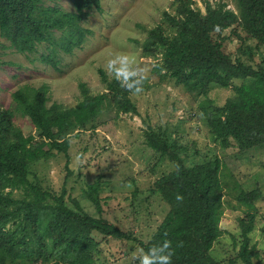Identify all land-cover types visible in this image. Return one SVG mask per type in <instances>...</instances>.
<instances>
[{"label":"trees","instance_id":"obj_1","mask_svg":"<svg viewBox=\"0 0 264 264\" xmlns=\"http://www.w3.org/2000/svg\"><path fill=\"white\" fill-rule=\"evenodd\" d=\"M71 2L74 12L43 7L41 0H0V36L19 54L33 53L42 43L70 54L90 34L79 22L87 11L100 8V0ZM201 3L204 12L195 0H172V12L164 11L162 21L147 31L144 40L134 42L143 56L154 59L155 72L190 92L206 95L215 86L233 90L222 106L210 104L204 111L211 135L223 148L235 144L248 151L264 145V60L251 66L225 51L233 38L264 47V0H235V11L221 0ZM56 31L61 35L58 40ZM54 53L41 61L58 70ZM98 73L104 91L93 95L80 83V100L72 107L47 106L46 85L24 86L12 94L14 109L30 120L36 137L25 136L14 124L13 109H0V264H95L97 236L134 242L145 250L168 239L176 251L173 264H223L212 256L223 235L221 161L187 166L179 147L155 131L146 132V146L174 163L175 169L159 177L151 189L169 210L147 242L100 216L97 184L89 186L86 194L99 214L94 217L76 201L68 206L64 189L56 194L29 180L32 163L48 160L53 152L66 155L71 132H80L103 111L113 108L116 116L137 112L130 93L103 70ZM235 80L240 83L234 85ZM177 195L182 202H177ZM261 198L258 188L238 194L237 202L245 211L238 218L239 249L228 264L259 261L250 234L255 228V202ZM180 242L183 246L176 248Z\"/></svg>","mask_w":264,"mask_h":264},{"label":"rangeland","instance_id":"obj_2","mask_svg":"<svg viewBox=\"0 0 264 264\" xmlns=\"http://www.w3.org/2000/svg\"><path fill=\"white\" fill-rule=\"evenodd\" d=\"M41 1L43 7L74 12L72 0ZM221 1L236 10L235 0ZM195 2L204 12L201 0ZM171 8L172 0H100V8L87 11L79 22L90 34L70 54L47 43L38 44L33 53L19 54L0 36V109H13L14 124L25 136L36 137L30 120L14 109L15 91L24 86L46 85L47 106L57 103L72 107L80 100V83L93 95L102 93L104 85L98 70L107 74L108 59L128 54L147 72L146 88L139 95L129 96L137 112L116 116L113 108L103 111L80 132H71L66 155L53 152L48 160L32 163L29 180L56 194L64 189L68 206L73 207L71 202L76 201L86 214L94 217L99 214L86 194L89 186L97 184L100 216L147 242L169 210L151 189L159 177L175 169L174 163L161 159L146 146V132L155 131L179 147V155L187 166L215 158L221 161L223 235L215 243L212 256L223 264L236 256L240 245L238 218L244 216L245 207L238 204V194L241 190H261L262 198L255 202L256 221L250 238L260 257L253 264H264V145L248 151L239 150L235 144L225 149L211 135L204 117L210 104L222 106L233 96V90L215 86L206 95L190 92L155 72L154 59L143 56L140 45L134 42H142L147 31L162 21L164 11L172 12ZM53 34L55 40L61 38L60 32ZM244 44L233 38L226 42L225 51L232 58L240 57L245 64H260L264 60V47L257 48L251 40ZM52 51L58 70L41 61L42 56ZM239 83L234 81V85ZM80 153L85 154L83 163L76 161ZM14 196L18 197V193ZM97 240L95 264H138L134 253L139 247L134 242L100 236Z\"/></svg>","mask_w":264,"mask_h":264},{"label":"clouds","instance_id":"obj_3","mask_svg":"<svg viewBox=\"0 0 264 264\" xmlns=\"http://www.w3.org/2000/svg\"><path fill=\"white\" fill-rule=\"evenodd\" d=\"M105 70L107 74L114 78L120 87L129 92L131 95H139L143 92L144 82L147 79V72L136 64L135 60L130 58L128 54H117L108 59ZM77 163L85 161V154L80 153L76 157ZM177 171L179 169L177 168ZM177 202H182L183 197L177 195ZM180 242L176 248L182 247ZM176 251L173 247V242L168 239L162 240L158 244H153L147 250L139 248L137 253H134L138 264H173V257Z\"/></svg>","mask_w":264,"mask_h":264}]
</instances>
